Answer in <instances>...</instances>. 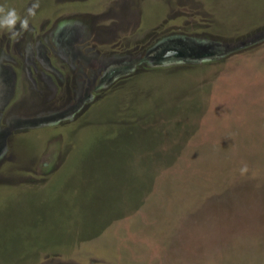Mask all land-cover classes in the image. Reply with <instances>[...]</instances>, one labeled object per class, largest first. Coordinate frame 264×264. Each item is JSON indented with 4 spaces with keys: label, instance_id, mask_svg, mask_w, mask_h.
Listing matches in <instances>:
<instances>
[{
    "label": "rangeland",
    "instance_id": "rangeland-1",
    "mask_svg": "<svg viewBox=\"0 0 264 264\" xmlns=\"http://www.w3.org/2000/svg\"><path fill=\"white\" fill-rule=\"evenodd\" d=\"M28 20L0 29V264H264V0Z\"/></svg>",
    "mask_w": 264,
    "mask_h": 264
},
{
    "label": "clouds",
    "instance_id": "clouds-1",
    "mask_svg": "<svg viewBox=\"0 0 264 264\" xmlns=\"http://www.w3.org/2000/svg\"><path fill=\"white\" fill-rule=\"evenodd\" d=\"M37 8H39V0H34L31 7L27 9V16L21 19L15 8L0 7V29L7 30L13 37L17 36L18 33L15 30L17 23L19 22L20 26L27 30L29 26L28 17H34ZM245 171H247L246 165L241 168V172Z\"/></svg>",
    "mask_w": 264,
    "mask_h": 264
}]
</instances>
